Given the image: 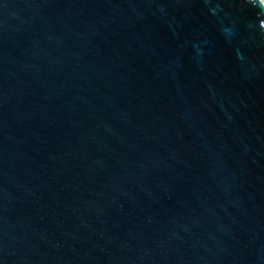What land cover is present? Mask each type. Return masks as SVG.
I'll return each instance as SVG.
<instances>
[{"label": "water", "instance_id": "1", "mask_svg": "<svg viewBox=\"0 0 264 264\" xmlns=\"http://www.w3.org/2000/svg\"><path fill=\"white\" fill-rule=\"evenodd\" d=\"M0 264H264V1L0 0Z\"/></svg>", "mask_w": 264, "mask_h": 264}, {"label": "bare ground", "instance_id": "2", "mask_svg": "<svg viewBox=\"0 0 264 264\" xmlns=\"http://www.w3.org/2000/svg\"><path fill=\"white\" fill-rule=\"evenodd\" d=\"M264 1V0H263Z\"/></svg>", "mask_w": 264, "mask_h": 264}]
</instances>
